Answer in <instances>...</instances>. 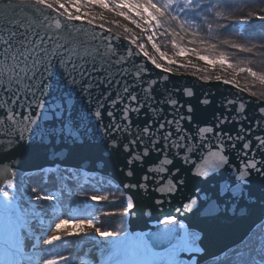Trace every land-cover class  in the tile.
<instances>
[{
    "label": "water",
    "instance_id": "95a60500",
    "mask_svg": "<svg viewBox=\"0 0 264 264\" xmlns=\"http://www.w3.org/2000/svg\"><path fill=\"white\" fill-rule=\"evenodd\" d=\"M20 21L24 22L21 27L30 31L55 33L61 43L68 44L71 54L66 59L74 61L75 51L83 53L85 47H91L90 39L101 30L117 39L128 40L105 27L68 18L39 2L5 0L0 6V27ZM132 45V42H124L120 51L131 49ZM144 55L136 52L128 64L129 73L141 71L139 78L133 75L126 78L131 90L129 95L139 97L142 109L130 114L129 131L117 133L115 138L105 127L110 128L114 122L109 119L108 112L112 108L108 105L113 101L120 103V107L115 108L116 113H122L127 107L117 97L109 99L111 93L117 91L116 87L102 88L96 84L88 87L79 79L74 80L63 62H53L45 73L43 95L36 94L42 102V111L36 123L23 134V139H15L10 121L0 122V181L12 176L15 169L30 174H60V167L79 169L87 177L80 180L86 183L98 174L110 176L128 193L130 208L133 201L137 204L129 212V226H145L144 231H157L167 218L171 220L168 227H192L201 231L202 237L195 245L203 261L222 249L243 243L264 222V163L259 164L260 172L252 170L250 175L242 176L238 171L243 170L245 143L251 146V155L247 157L250 166L253 165L251 156H255L256 161H264V148L257 143L258 137H264V117L260 111L264 109V99L225 82L205 81L197 75L178 72L169 74L171 70L156 64L163 71L158 70L145 52ZM145 68L147 75L143 74ZM115 71L109 74L114 75ZM97 79L103 77L97 76ZM28 92L27 81H24L16 93L19 105H12L4 102L5 94L0 89V121L5 119V109L27 113L31 102ZM101 96L104 100L102 114L97 101ZM9 98L14 97L10 94ZM205 98L211 103L204 104ZM227 100L234 101L236 111H226ZM241 103L244 112L236 123ZM220 115L229 117V122L218 123ZM173 119L180 121L188 135L186 143L196 146L189 151L181 149L183 155L176 149L160 152L144 132L148 127L145 121L151 122L154 133H159V124L171 123ZM258 120L260 127H256ZM213 125L241 139L229 142L226 149H219L226 158L225 163L202 169L201 157L207 158L210 150H218L214 145L218 146L216 137L220 133L215 129L208 133L207 129ZM176 126L171 125L170 134H175ZM138 137H143L140 144L131 143ZM201 143L203 146L199 147ZM129 145L131 154L126 150ZM174 181L180 182L178 190ZM189 200H195L194 208L186 211Z\"/></svg>",
    "mask_w": 264,
    "mask_h": 264
},
{
    "label": "snow or ice",
    "instance_id": "6c2138e0",
    "mask_svg": "<svg viewBox=\"0 0 264 264\" xmlns=\"http://www.w3.org/2000/svg\"><path fill=\"white\" fill-rule=\"evenodd\" d=\"M119 2V0H117ZM140 0H130L129 7L132 8V11L128 13L131 22L132 19L139 21V15L137 12L138 8L134 7V3H139ZM152 3H156V0H151ZM4 3V0H0V6ZM68 5L66 4L65 7ZM159 7V4H157ZM109 7H112V4H109ZM74 11V9H71ZM82 11V10H81ZM121 11L127 12V9H121ZM210 12L214 11V7L209 9ZM249 16H255L259 19H264V14L259 11H254L248 14L247 17H242L240 20L244 21L249 18ZM80 21V20H77ZM23 21L19 23L10 22L5 24L3 27H0V81H6V83H0V89L4 91L6 104L19 105V97L16 93L19 92L21 84L24 81H27V87L30 94L31 102L28 104L27 113L20 112L16 113L14 109L8 110L5 109V119L3 123H8L9 121L12 123V131L11 133L15 136L16 140H22L23 134L28 132L29 128H31L39 118V114L42 111V102L37 98V93L43 95L44 86L46 83V75L45 73L49 70L53 62L57 64L64 63L65 69L68 71V74L75 80L79 79L83 82L84 85L91 87L92 84H96L100 87L112 88L114 85L117 91H113L111 93L112 99L113 97L119 98L120 102L127 105L126 109L123 110L122 113H116L115 108L120 107V103L113 101V104H109L108 107L112 108V111L108 112L109 119L114 121L109 128L107 125L105 126L109 132H112L113 138H115L117 133H127L130 128V114L135 110L139 111L142 109L143 102L140 101L139 97L136 95H129L131 91L128 83L126 82V78L129 75L136 76L139 78L141 75V71L137 70L135 72L129 73L128 64L132 60L133 55L136 52H139L144 57V52L139 51V46L143 45L145 49H148V46L155 44L159 49V52L156 53L164 54L165 61L168 58H171L172 54L165 53L161 49V45L156 42L157 34L167 35V32H157L156 28L153 27L149 31L148 36L137 37L136 43L133 44L131 49L125 48L124 51H120V48L123 47L124 42L130 44V40H125L123 38L117 39L108 31L101 30L99 34H94L90 39L89 43L91 47H85L83 53H80L79 50L75 51L76 61L71 58L66 59L71 54L68 50V44L61 43L59 38L55 35V33L51 32H41L39 29L30 31L26 27H21ZM87 23V21H86ZM155 24V21H153ZM83 31V29H81ZM152 33H156V35H152ZM151 37V44L143 43V41H147ZM83 43V42H82ZM224 43H229V41L225 40ZM152 51H149V56L152 55ZM176 52L179 56L187 61L189 58L192 63H196L199 59L203 61L204 57L211 59V56L217 53L214 52H202L199 50L188 53L186 51H181L179 48L176 49ZM149 62L158 70H162L158 68L156 63H153L151 59H148ZM226 63H231L230 60L225 57ZM82 61V63H79ZM204 62V61H203ZM181 64V60H176V66L178 67ZM70 66V71L68 70ZM213 67V65H210ZM113 69H115L114 75L109 74L112 73ZM163 71V70H162ZM247 71V69H245ZM175 72L169 71L171 74ZM237 73H240V70L237 69ZM143 74L147 75V68L143 69ZM195 75V73H193ZM97 76L103 77L102 80L97 79ZM231 78L230 76L228 77ZM35 81V84H33ZM216 82H224V79H219ZM232 85V84H229ZM234 86V85H233ZM15 89V91H14ZM34 89V91H33ZM14 98H9V96ZM151 99V97H149ZM264 99V97H261ZM97 101L101 108V114L104 111V100L103 96L97 97ZM204 104L211 103L208 98H205L203 101ZM234 101L227 100L225 101V109L226 111L232 110L236 111L233 108ZM191 108V106H188ZM239 111L237 112L236 123H239V115L244 112V106L241 103L239 106ZM261 117H264V109H261ZM17 115H19V120H17ZM229 117H225L224 115H220L218 118V123L223 121V123L227 124L229 122ZM148 124V127L144 129L145 135L149 137V142L156 148H159L160 152H164L166 150H173L183 155L180 151L184 149L185 151H189L190 149H195V145H189L186 141L189 140L187 134L184 133L183 128L180 126V121L173 119L171 123L168 121H164L159 124L160 132L154 133L152 131L151 122L145 121ZM176 124L175 134L171 133V125ZM261 121L256 122V127H260ZM208 133H213L218 131L220 133L216 139L219 141L216 151H209L207 158L205 156L201 157L203 163L201 164V168L209 166H216L217 163H225L226 158L221 156L220 148H227L229 142L233 140L239 141L241 136L237 135L233 137L231 132L223 131L217 129L215 125L211 127H207ZM241 131H244L241 128ZM159 136V139L157 137ZM195 139V138H193ZM143 140V137H138L133 140L131 143L140 144ZM257 143L260 144L261 148H264V137H258ZM203 143L199 145L202 147ZM234 146V145H233ZM245 152V161L243 164V170L238 169L240 175L247 176L250 175L252 170H256L257 172L262 171L259 167L260 163H264V161H256L255 156H251L253 160V165L250 166L248 164L247 157L251 155V146L248 143L244 144ZM131 154L132 149L129 145L126 148ZM216 153H219L217 156ZM196 169V166L193 165ZM197 173V172H196ZM177 184V190L180 187L179 181H174ZM9 186H11V182H9ZM35 191V189H33ZM173 193L169 192V195ZM7 196V193H5ZM45 197H36V199H41ZM106 197L102 196V200ZM46 199V198H45ZM195 200H189L185 206L186 211H191L194 208ZM137 207V204L132 202L131 208L128 209V212L133 211ZM171 220L165 218L162 223L168 224ZM75 223V221H73ZM83 232V231H80ZM100 232H103L100 230ZM75 233V232H74ZM98 233V232H97ZM102 238L104 236L100 235ZM113 235H109L108 237H113ZM154 239L160 244H166L167 247L163 251H156L149 241L140 236H124L118 239L114 245V247L118 251H123L125 253L130 254L134 257L136 264H159L161 258L167 260V264H179L178 257L181 255H195L196 247L195 241L188 235H177L174 229L165 228L163 231L157 232L154 236ZM261 246H264V239H258L256 241ZM253 243L252 240H249L248 244L244 245V248L240 247H229L220 250L219 252L213 254L210 259H212L213 264H242V258L244 255V250ZM190 258V257H189Z\"/></svg>",
    "mask_w": 264,
    "mask_h": 264
},
{
    "label": "trees",
    "instance_id": "16d2710c",
    "mask_svg": "<svg viewBox=\"0 0 264 264\" xmlns=\"http://www.w3.org/2000/svg\"><path fill=\"white\" fill-rule=\"evenodd\" d=\"M63 0H60L62 2ZM69 2V0H66ZM85 2L91 4V1ZM96 0L94 4H96ZM126 2L127 8L122 6L119 9H127L126 15L117 13L115 10H107L106 7L97 4V8L101 11L111 14V19L102 24L123 36H130L125 30L117 26V23L122 22L125 25L137 29L140 35L145 34L148 28L155 27L157 32H167V35L157 34L156 42L161 45V49L165 52L178 54L176 49L191 53L199 50L202 52H214L211 58L227 57L231 61V68L235 71L240 70V76L243 82L251 88L260 97H264V19L249 16L246 25H243L240 20L242 17H247L248 14L254 11H259L264 14V0H164L152 3L151 0H140L139 3H134V7L138 8L139 21L132 19L129 23L130 17L128 13L132 11L129 7L130 0L121 1ZM101 3V2H100ZM114 3V2H113ZM159 4V7L157 6ZM166 4V5H165ZM116 6V5H112ZM214 7V11L209 9ZM144 9L148 10L152 17H149ZM147 17L151 21L152 26H147L148 23L143 20ZM142 24V27L137 26V23ZM155 21V24H153ZM144 25L147 28L144 30ZM156 35V33H152ZM227 40L229 43H224ZM179 55V54H178ZM247 69V71H245ZM212 75V74H211ZM214 76V75H212ZM211 76V77H212ZM210 79V78H209ZM18 174V182L21 189L25 193L32 192L30 196L45 197L38 200L48 203L47 198L54 196L52 200L55 205H59L62 209H66L68 215L69 205L72 197L75 196L74 203L83 205L91 196L99 195L102 186L101 181H96L92 185L74 184V194L71 195L66 192V183L62 177L54 174L51 178L47 175H27ZM23 176H25L23 178ZM110 185L111 183L108 182ZM99 187V188H97ZM114 187V186H111ZM104 188V187H103ZM102 188V189H103ZM35 189V191H33ZM110 195L118 192L120 197L116 204H109V207L102 212L103 226L102 231L113 233L115 236H120L130 230L129 226V212L126 210L127 205L124 199L127 198L128 193L122 188L115 190H107ZM129 200V197L127 198ZM84 201V202H83ZM75 204V205H77ZM112 205V206H110ZM128 212V216L126 213ZM128 224V225H127ZM69 226V225H68ZM73 225L69 226L66 231L62 233L67 235L63 241H55V243L45 242V251L47 260L52 262L59 261L57 264H79L81 262V255L75 250V241L77 237L72 235ZM50 230L48 227L42 233L45 235ZM53 237L59 234V230L51 229ZM264 239V225L258 228L257 232L253 234L243 243L236 247L244 248L245 244L251 243L245 250L242 258V264H259L264 263V246H261L256 241ZM52 242V239H50ZM32 247L35 248V240L31 239ZM60 258H63L59 260ZM50 261V262H51ZM49 262V264H51ZM208 264H213L210 261Z\"/></svg>",
    "mask_w": 264,
    "mask_h": 264
},
{
    "label": "rangeland",
    "instance_id": "374dc122",
    "mask_svg": "<svg viewBox=\"0 0 264 264\" xmlns=\"http://www.w3.org/2000/svg\"><path fill=\"white\" fill-rule=\"evenodd\" d=\"M42 3L45 4H55L57 6H61L62 9H64L66 12L70 13L72 16L74 17H82L85 18L88 21H93L94 23H103L108 21V18H112L111 15H108V12L106 13L105 11H99L93 4V2L95 0H87V2L91 1V4H87L85 2V0H80L81 3L76 4V3H69L66 2V0H63L62 2H60V0H39ZM93 1V2H92ZM98 1L97 4L104 6H109V4L111 3L112 5H116L118 7H126L127 8V4L126 2H121V1H126V0H119V2H117V0H96ZM158 1H164V0H158ZM101 2V3H100ZM114 2V3H113ZM68 5L67 7H65V5ZM105 4V5H104ZM166 5V4H165ZM117 7V9H118ZM110 8V7H108ZM71 9H74V11H71ZM82 10V11H81ZM144 11L146 12V14L149 17H152L149 13L148 10L144 9ZM143 20H145V22L148 23L147 26L150 25V27L152 26V23L150 20H148L147 17H143ZM113 23H117V26L121 27L122 30H125L128 34H130V36H128L129 38H131L132 40L136 41L137 37H144V36H148L149 35V31L151 30V28L147 29V32H145V34L140 35L137 29L135 30L133 27H130L128 25L123 24L122 22H113ZM243 25H246V22H241ZM145 26V25H144ZM144 30H146V28H143ZM154 34V33H153ZM143 43H149L151 44V37H149V39L147 41H143ZM140 47H142L143 49H145L143 47V45H141ZM152 49H155V51L152 53V55L156 56V57H160L159 55H157L156 53L159 52V49L157 48V46L155 44H152ZM151 46H148V49H146L149 53V51H152ZM208 60L209 64H207L206 66H188L185 64H180L178 67L176 66V63L170 62V61H165L163 59V65H165L168 69H172L174 71H177L176 69H179L178 72L183 73V74H191L194 75L193 73H195V75L200 76L202 79L204 80H219L222 79L223 74H227V73H232L233 76H235L236 81L243 86L244 88H247V90H251V88L249 86H247L241 76L240 73H237V71L233 70L231 68V64L230 63H226V60L224 58H211L208 59L207 57H204ZM210 65H213V67H210ZM232 70V71H231ZM214 76H212V75ZM212 76V77H211ZM210 78V79H209ZM252 91V90H251ZM253 93H255L254 91H252ZM256 94V93H255ZM258 95V94H257ZM259 96V95H258ZM60 177H62V180L64 181V183H66V192H70L71 195L74 194V184H81V187L86 185H92L95 184L96 181H101L102 186L100 185V187H104L103 189L101 188V191L99 193V195H94L91 196L90 198H88L89 200L84 202L83 205H78L77 203H74L76 198L75 196L72 197L71 203L68 206L69 207V211L68 215H66V209H62L59 205H55V203L52 202L54 198H47L48 199V203H44L45 201L42 200H38L36 198H34L33 196H30L32 194V192L27 191L26 193L21 189V185L20 183L15 186L14 188H10L9 189V194L10 196H14V200L16 202L22 203V211L26 212V214L29 216V218H31L30 221V226L28 228V230L26 231V245H27V249H28V254H31V256H34L32 258H28L26 260V262L24 264H49V262L51 261L50 259H46L47 258V254L45 251V247L50 246L49 245H45L46 241H49V243H55V241H63V239L65 240L67 238V235H64L62 232L66 231L67 229H69V226H74L73 230L71 232L72 235H75L77 237V241H75V250L78 251L79 255H81V259L83 261H89V264H99L100 261L106 256V254L109 252L110 248H111V243L113 242L114 239H116V236L114 235L113 237H108L109 235H113V233L110 232H100V230L102 231V226H103V215L102 212L104 210H106L109 207V204H116L118 202L119 197V193L115 192L114 195H110L109 193L111 192H107V190H115L116 188H122L123 187L121 185H119V183L112 177L110 176H106L104 174H98L97 177L91 178L90 182H84L83 180H80V178H87L86 176H83L84 171L82 172V170H68L66 167H62L59 170ZM52 173V174H51ZM43 172V175H47V177L50 176V178L53 176V172ZM25 176H23L24 178ZM79 179L80 181H77L76 179ZM77 181V182H76ZM110 182L111 184L108 185ZM98 185V182L97 184ZM114 186V187H111ZM99 188V187H97ZM15 190V191H11V190ZM21 191V192H19ZM102 196L106 197L104 200H102ZM129 196H127L128 198ZM125 198L124 202L127 205V201H128V205L126 210L128 211L129 206H130V197L129 200ZM77 204V205H75ZM112 206V205H110ZM110 208V207H109ZM14 217L17 216V213L14 212L13 213ZM126 215L128 216V212L126 213ZM73 221H75V223H73ZM93 221L96 222V227L97 230L99 232L100 235L105 236L106 238L102 239L101 241H94L91 239H84L79 233L78 230L80 228V226H82L83 224L87 223V224H91L93 223ZM69 225V226H68ZM128 225V224H127ZM263 224H260L257 228H256V232L258 230V228H260ZM47 227L50 229L48 230V233L46 232V234L44 235L42 233V231H44L45 229H47ZM132 229H134L133 227H131ZM130 228L129 231H131L132 229ZM51 229H57L59 230V234H57V236L53 237L51 232ZM148 230H146L147 232ZM254 231V232H255ZM75 232V233H74ZM145 232V233H146ZM202 237V232L198 231V230H193L192 234H191V238L195 241V244H197L200 239ZM110 238V239H109ZM31 239L37 241L35 242V248L32 247L31 244ZM52 239V242H50ZM48 243V242H46ZM196 247V245H195ZM33 254V255H32ZM59 261H54V262H50L51 264H57ZM210 262V260L208 262H204L202 264H208ZM81 263V262H80ZM79 263V264H80ZM199 264V263H197ZM259 264H264V263H259Z\"/></svg>",
    "mask_w": 264,
    "mask_h": 264
},
{
    "label": "bare ground",
    "instance_id": "6f19581e",
    "mask_svg": "<svg viewBox=\"0 0 264 264\" xmlns=\"http://www.w3.org/2000/svg\"><path fill=\"white\" fill-rule=\"evenodd\" d=\"M145 54L147 55L146 52ZM159 56L160 57H156L154 55L149 56V54L147 55L148 59H151L153 63H156L158 66L167 69L166 66L163 65V59L165 60V55L162 53L159 54ZM177 59L181 60L182 65L185 64L188 66L192 65L196 67H201L209 64L206 58H203L204 62L198 59L194 64L192 63L190 58L185 61L178 54H172L171 58H168L166 61L176 63ZM229 76L231 77L230 79L228 78ZM222 79H224L225 83L232 84L238 89L244 90V87L236 81V78L235 76H233L232 73H224ZM61 168L62 167H60V169ZM11 175L12 176H7L6 179H4L3 181H0V264H24L28 258H32L35 256H31V254H28V249L26 245V231L30 226L31 218H29L26 212L22 211V203L16 202L13 199L14 196H10L9 194V189L14 188L19 184L18 179H15L17 178L16 171L15 173L11 172ZM9 182H11V186H9ZM11 191L15 190L12 189ZM5 193H7V196H5ZM14 212L17 213L16 217H14L13 215ZM131 227L134 228L133 230L144 232L145 226H130V228ZM169 229H174L177 235L188 234L190 237L192 231L194 230L192 227H169ZM97 232L98 230L95 221H93V223L91 224H83L78 230V233L84 239L86 238L94 241H101L102 239L106 238L105 236L102 238L98 235L99 232ZM113 241H115V239ZM196 250L197 251L195 255L188 254V256L190 257L189 260H192L193 264H202L204 262H208L209 260L212 261V259H210L211 257L202 261L201 255L197 247ZM61 259L63 258H60L59 260ZM80 264H89V261L81 260Z\"/></svg>",
    "mask_w": 264,
    "mask_h": 264
}]
</instances>
